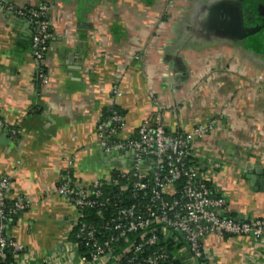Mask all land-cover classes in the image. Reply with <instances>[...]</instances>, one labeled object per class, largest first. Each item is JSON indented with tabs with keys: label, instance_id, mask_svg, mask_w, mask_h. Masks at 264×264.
I'll return each instance as SVG.
<instances>
[{
	"label": "crops",
	"instance_id": "1",
	"mask_svg": "<svg viewBox=\"0 0 264 264\" xmlns=\"http://www.w3.org/2000/svg\"><path fill=\"white\" fill-rule=\"evenodd\" d=\"M43 1L51 24L44 62L33 52L34 23L0 4V176L10 180V202L29 204L8 230L25 251L18 264H81L67 237L73 208L55 190L68 173L91 183L121 163L101 154L96 133L114 86L124 93L125 134L157 114L150 94L170 132L215 119L194 143L200 173L236 220L264 217V0H171L174 10L169 0L8 4ZM205 245L210 264H264V240L210 236Z\"/></svg>",
	"mask_w": 264,
	"mask_h": 264
},
{
	"label": "built area",
	"instance_id": "2",
	"mask_svg": "<svg viewBox=\"0 0 264 264\" xmlns=\"http://www.w3.org/2000/svg\"><path fill=\"white\" fill-rule=\"evenodd\" d=\"M8 1L0 0V4L34 23L33 52L38 61L44 62L51 38L48 3L13 9ZM39 77L43 83L48 82L44 67ZM110 96L106 113L96 127L98 147L104 157L118 158L121 163L108 167L91 183L79 182L68 173L55 190L73 208L68 239L78 227L77 237L91 248L90 259L86 260L79 253V244L73 243L81 264H178L186 260L179 251L191 256L190 264H198L197 261L209 264L211 253L205 244L210 236L264 240V217L248 221L228 217L226 198L213 185V189L208 186L210 176L200 173L201 165L195 162L194 143L214 131L215 119L197 124L187 132H170L163 124V108L150 94L157 114L144 120L134 134H125V116L118 104L124 93L114 86ZM0 128H5L1 115ZM9 133L11 138L17 136L15 129H9ZM118 177L124 181L121 186ZM105 184L115 188L118 196L131 191L133 198L139 197L141 201L116 209L112 221L96 228L82 220L90 208L104 218L110 201L104 195ZM10 188V180L0 176V255L11 248L18 254V260L25 251L8 236V230L29 204L25 198L10 202ZM122 244L126 247L116 253Z\"/></svg>",
	"mask_w": 264,
	"mask_h": 264
},
{
	"label": "trees",
	"instance_id": "3",
	"mask_svg": "<svg viewBox=\"0 0 264 264\" xmlns=\"http://www.w3.org/2000/svg\"><path fill=\"white\" fill-rule=\"evenodd\" d=\"M50 40L47 43V46L49 47ZM123 114V112L121 111ZM124 115V114H123ZM114 177H117V175H114ZM119 180L120 186L124 183L123 180H121L119 177L117 178ZM212 184L208 183V186H210L212 189L213 187L211 186ZM119 192L117 193V190L113 187H110L109 185L105 184L104 185V195H106L107 198L110 199L109 204L107 206V209L104 211V218H99L96 213V209L90 208L85 211V218L82 220V222H85L89 225H93L96 228L102 227L105 223L112 221L113 219V214L118 208L122 207H127V206H132L133 204H136V202L141 201L139 197H137L136 200L133 198L132 192L129 191L125 193L124 195L118 196ZM228 217L236 219L235 215L233 214H227ZM17 219L14 218V220ZM80 228H76L74 231V234L70 237V241L72 243H77L79 244V253L81 257L85 258L86 260L90 259V251L91 248L83 239L78 238L77 234L79 233ZM110 234H108L109 236ZM132 237V236H131ZM229 237V236H226ZM132 239V238H130ZM126 247V244H122L121 246L118 247L116 250V253L121 252L124 248ZM17 257L18 254L14 253L13 249H6L3 253V255H0V264H17ZM198 264H203L202 261H197ZM181 264V261L178 263ZM210 264V263H209Z\"/></svg>",
	"mask_w": 264,
	"mask_h": 264
},
{
	"label": "water",
	"instance_id": "4",
	"mask_svg": "<svg viewBox=\"0 0 264 264\" xmlns=\"http://www.w3.org/2000/svg\"><path fill=\"white\" fill-rule=\"evenodd\" d=\"M129 156H132V153H130V154H128ZM116 159V158H115ZM259 175H261L262 174V172L261 171H259V172H257ZM248 179H250L251 180V185L253 186L254 184H256V185H261V183H260V180L258 181V180H255L254 178H248Z\"/></svg>",
	"mask_w": 264,
	"mask_h": 264
},
{
	"label": "rangeland",
	"instance_id": "5",
	"mask_svg": "<svg viewBox=\"0 0 264 264\" xmlns=\"http://www.w3.org/2000/svg\"><path fill=\"white\" fill-rule=\"evenodd\" d=\"M172 2L174 3V1L169 0V3H168V9H170V8H171V9H173V8L175 9V4L171 6V3H172ZM174 9H173V10H174Z\"/></svg>",
	"mask_w": 264,
	"mask_h": 264
}]
</instances>
